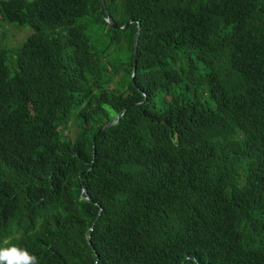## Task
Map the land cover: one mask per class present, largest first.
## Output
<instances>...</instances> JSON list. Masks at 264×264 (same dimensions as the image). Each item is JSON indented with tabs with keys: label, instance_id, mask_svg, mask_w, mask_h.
Instances as JSON below:
<instances>
[{
	"label": "trees",
	"instance_id": "16d2710c",
	"mask_svg": "<svg viewBox=\"0 0 264 264\" xmlns=\"http://www.w3.org/2000/svg\"><path fill=\"white\" fill-rule=\"evenodd\" d=\"M3 23L31 34L12 75L0 32V246L264 264V0H0Z\"/></svg>",
	"mask_w": 264,
	"mask_h": 264
},
{
	"label": "rangeland",
	"instance_id": "374dc122",
	"mask_svg": "<svg viewBox=\"0 0 264 264\" xmlns=\"http://www.w3.org/2000/svg\"><path fill=\"white\" fill-rule=\"evenodd\" d=\"M4 28L5 31L7 30L6 34H8V39L2 41V45L9 52L8 68L10 69L11 74L14 75V71L16 69L15 63L17 59L16 52L22 47V45H24L28 36L31 34V30L29 27H20L18 25H8L7 23H3L2 28L0 29L1 34Z\"/></svg>",
	"mask_w": 264,
	"mask_h": 264
},
{
	"label": "clouds",
	"instance_id": "9594fccd",
	"mask_svg": "<svg viewBox=\"0 0 264 264\" xmlns=\"http://www.w3.org/2000/svg\"><path fill=\"white\" fill-rule=\"evenodd\" d=\"M0 264H39V260L25 248L5 240L0 246Z\"/></svg>",
	"mask_w": 264,
	"mask_h": 264
},
{
	"label": "water",
	"instance_id": "95a60500",
	"mask_svg": "<svg viewBox=\"0 0 264 264\" xmlns=\"http://www.w3.org/2000/svg\"><path fill=\"white\" fill-rule=\"evenodd\" d=\"M100 1H101V5L104 8V0H100ZM106 23L108 24V26H110L111 29L118 30V26L116 25V23L112 19L109 18L108 20H106ZM132 24H134V21H131L128 25H126L124 28H121L120 30H125V29H127ZM141 35H142V25L140 24V27H138V34H137V38H136L135 46H134V56H135L134 73H135L136 68H137L138 50H140ZM125 112H126V109L123 110L114 120H112L106 126H104L103 128H101L100 131H104L105 129L110 128V127L116 125L121 120V118L123 117V115L125 114ZM94 156H96L95 142H94ZM84 193H86V191H84ZM87 201H90V199H87ZM88 240H89V243L91 244V238H89Z\"/></svg>",
	"mask_w": 264,
	"mask_h": 264
}]
</instances>
